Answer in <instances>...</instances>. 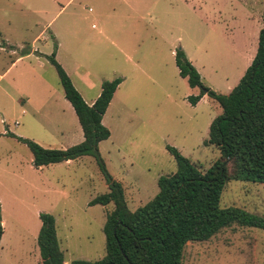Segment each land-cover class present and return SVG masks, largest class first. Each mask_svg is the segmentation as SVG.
Returning <instances> with one entry per match:
<instances>
[{
    "label": "rangeland",
    "instance_id": "rangeland-1",
    "mask_svg": "<svg viewBox=\"0 0 264 264\" xmlns=\"http://www.w3.org/2000/svg\"><path fill=\"white\" fill-rule=\"evenodd\" d=\"M78 2L76 11L84 19L79 39L72 42L73 48L65 42L68 48H60L59 56L89 70L95 88L87 90L75 81L87 99L96 93L100 80L114 78V68L126 76L103 115L110 136L100 141L99 151L109 173L122 183L128 208L134 210L156 194L160 176L176 170L167 145L201 170L220 156L204 140L221 107L206 94L196 104L189 102L188 96L200 90L179 75L175 51H184L204 85L227 94L256 52L264 2L72 3ZM73 4L47 26L58 9L56 3L0 0V219L6 237L22 235L31 248L37 211L50 213L67 257L97 260L105 255L103 225L113 205L89 204L108 190L94 158L83 155L36 168L27 145L15 137L47 148H65L83 138L57 72L45 56L54 43L51 30ZM219 204L264 217V183L229 180ZM182 264H264V229L233 224L208 240L187 242Z\"/></svg>",
    "mask_w": 264,
    "mask_h": 264
},
{
    "label": "trees",
    "instance_id": "trees-1",
    "mask_svg": "<svg viewBox=\"0 0 264 264\" xmlns=\"http://www.w3.org/2000/svg\"><path fill=\"white\" fill-rule=\"evenodd\" d=\"M55 48L54 42L47 59L57 72L64 97L73 107L83 139L66 148H47L31 139L15 137L27 145L36 168L91 155L108 190L92 198L89 204L113 205L103 225L105 255L97 260L75 259L70 264H182L187 242L208 240L233 224L264 229L263 216L219 204L221 190L229 180L264 183V19L256 52L227 94L204 85L184 51H175L179 75L186 78L190 87L200 90L199 94L188 96L189 102L196 104L206 94L221 107V113L210 122L204 140L205 145L215 146L220 156L209 168L201 170L175 147L167 145L176 170L160 176L156 194L134 210L128 208L122 183L109 173L99 151L100 141L110 136L102 118L122 78L103 80L98 97L89 105L55 59ZM39 218L37 244L41 264H64L54 216L40 212ZM2 233L0 219V238Z\"/></svg>",
    "mask_w": 264,
    "mask_h": 264
},
{
    "label": "crops",
    "instance_id": "crops-1",
    "mask_svg": "<svg viewBox=\"0 0 264 264\" xmlns=\"http://www.w3.org/2000/svg\"><path fill=\"white\" fill-rule=\"evenodd\" d=\"M50 1L53 3H56L58 6V9L56 10L54 16L48 21L47 26L56 17L55 15L59 14L63 10H66V8L71 7V5L73 4L72 3L73 0H50ZM79 5H80L79 2L75 5L73 4L72 9H70L67 16L64 18V20L58 26H56L54 29L51 30L50 37L53 39V42L56 43L55 59L61 64V66L66 71V73L69 75L73 85L79 91V93L82 95V97L86 101V103L91 105L95 101V99L98 97V95L101 91V82L104 79L100 80V84H99L100 86H99L98 90L96 91V93L91 98L87 99L83 94L84 92H83L82 88H80V86H78L77 82L80 83L81 85H83L87 90L95 88L94 82L91 81V79H90L89 70L85 69L81 63L76 64L75 63L76 61H74L73 63L68 62V64H67L66 62H64L65 60L60 59V56H59L60 48H62V47L68 48L67 44L69 45L70 48H73L75 46L72 45V42L77 41L79 39L78 38L79 33H80L81 28H82V23L84 20L83 17L80 16V14L76 11V7H79ZM42 34H43L42 32H41V34H38L32 40V42L38 40V37L41 36ZM65 42H67V44ZM53 49H54V43H53L51 53H52ZM32 50H34L36 53L44 54L43 52H40L39 49H37V50L32 49ZM50 54H48V55H50ZM45 56L47 58V55H45ZM135 65H136V63H135ZM113 73H115L114 78L121 77L122 81L117 86L116 90L114 91L109 105L117 97L119 88H120L121 84L126 79V76L124 74H121V71L117 68L113 69ZM75 81H77V82H75ZM62 90H63V88H62ZM63 94H64V91H63ZM68 104L71 106V104L69 102H68ZM72 109H73V107H72ZM102 122H103V120H102ZM15 124H18V122L15 121ZM5 133L9 134V132H5ZM41 167H43V166H41ZM39 213L40 212L37 211L38 218H39ZM105 218H106V214H105ZM38 220L39 221L35 220L36 224L34 227V231H33V233H31L34 245L31 248H28L27 244L24 242V238L22 237V235L18 234V235L6 237L5 222L2 219L1 222L3 224L2 225L3 226V233H2L1 238H0V264H41V256H40V251H39V247L37 244V235H38L39 229L41 227V220H40V218ZM55 227H56V235H57V239H58L56 220H55ZM58 243H59V240H58ZM59 247H60V243H59ZM60 249H61V247H60ZM61 251L64 254V260H65L64 264H70L72 260H75L73 258L67 257V255L64 253V251L62 249H61Z\"/></svg>",
    "mask_w": 264,
    "mask_h": 264
}]
</instances>
